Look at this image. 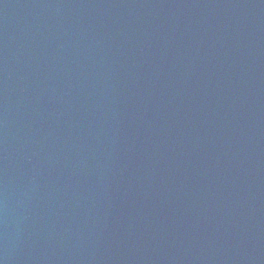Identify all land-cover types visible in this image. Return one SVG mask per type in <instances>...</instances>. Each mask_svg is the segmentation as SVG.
I'll return each mask as SVG.
<instances>
[{
	"label": "water",
	"instance_id": "obj_1",
	"mask_svg": "<svg viewBox=\"0 0 264 264\" xmlns=\"http://www.w3.org/2000/svg\"><path fill=\"white\" fill-rule=\"evenodd\" d=\"M0 264H264V0H0Z\"/></svg>",
	"mask_w": 264,
	"mask_h": 264
}]
</instances>
